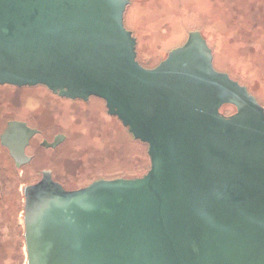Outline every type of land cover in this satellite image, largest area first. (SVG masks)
<instances>
[{"label":"water","instance_id":"95a60500","mask_svg":"<svg viewBox=\"0 0 264 264\" xmlns=\"http://www.w3.org/2000/svg\"><path fill=\"white\" fill-rule=\"evenodd\" d=\"M129 2L0 0V85L102 99L150 161L141 176L29 189L25 264H264L263 105L215 69L199 30L142 66ZM22 126L26 143L16 121L2 143Z\"/></svg>","mask_w":264,"mask_h":264},{"label":"rangeland","instance_id":"374dc122","mask_svg":"<svg viewBox=\"0 0 264 264\" xmlns=\"http://www.w3.org/2000/svg\"><path fill=\"white\" fill-rule=\"evenodd\" d=\"M129 1L124 25L136 38V59L142 66L154 67L186 40L189 31L199 30L212 48L215 69L231 73L244 83L264 107V0ZM7 90L2 87L0 91L6 95ZM46 92L49 107H42L35 98L20 102L37 111L44 125L54 123L57 108H62L63 113H56L59 124L54 125L64 130L67 140L58 149L54 173L65 187L140 176L148 170L147 144L136 140L109 115L104 101L91 98L72 102ZM11 96L13 103L19 101ZM222 111L230 114L235 108L224 106ZM19 179L15 177L14 183L4 184L1 190L0 264L26 261Z\"/></svg>","mask_w":264,"mask_h":264},{"label":"flooded vegetation","instance_id":"af4514ba","mask_svg":"<svg viewBox=\"0 0 264 264\" xmlns=\"http://www.w3.org/2000/svg\"><path fill=\"white\" fill-rule=\"evenodd\" d=\"M2 87H6L9 93H6L5 95L3 91H0V198L3 195L1 190L2 187H4V184L8 186L14 183L15 177L18 179L20 178L18 192L23 204L22 225L24 234V215L27 195L30 191L29 189L42 183H47L49 180L53 184L59 185L65 191H74L88 186L93 180L76 188H68L63 185L54 173L56 172L55 167L58 166L59 163V157L57 155L58 149L62 147L67 140V134L64 130H58V127L54 125L55 123L59 124L57 122L58 118L56 117V113H63V110L61 107L59 108L60 110L57 108L53 120L54 123L44 125L39 121V114L37 111H32V109L26 106L25 103L20 102L23 99L35 98L42 107H49L44 99L47 94L46 91L49 89L41 84L32 86L2 84L0 85V90ZM39 92L41 94H39ZM50 92L53 97L72 102H87L91 98L103 101L94 96H90L87 100L78 98L70 99L58 96L52 91ZM9 95H12L11 97H15L19 101L13 103L11 99L9 100ZM13 121L23 123L29 129L33 130V133L27 139L26 143H24V127L22 126V128L15 129L4 138L6 139L5 142L10 146V148H8L2 143L1 136L5 132L8 124ZM60 138H62V141L55 145H51ZM23 143V155H20L21 145Z\"/></svg>","mask_w":264,"mask_h":264},{"label":"trees","instance_id":"16d2710c","mask_svg":"<svg viewBox=\"0 0 264 264\" xmlns=\"http://www.w3.org/2000/svg\"><path fill=\"white\" fill-rule=\"evenodd\" d=\"M180 45V44H179ZM178 46V45H177ZM176 47V46H175ZM137 58V57H136ZM230 74V76L231 77H233L234 79H236L233 75H231V73H229ZM239 83H241V84H243V85H245L244 83H242L241 81H238ZM247 89H248V91L251 93V94H253L250 90H249V88L247 87ZM254 95V94H253ZM255 96V95H254ZM256 97V96H255ZM256 99H257V101H259L260 102V100H259V98H257L256 97ZM261 103V102H260ZM262 104V103H261ZM22 238H23V241H24V234H22ZM26 253V252H25Z\"/></svg>","mask_w":264,"mask_h":264}]
</instances>
